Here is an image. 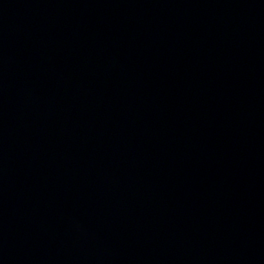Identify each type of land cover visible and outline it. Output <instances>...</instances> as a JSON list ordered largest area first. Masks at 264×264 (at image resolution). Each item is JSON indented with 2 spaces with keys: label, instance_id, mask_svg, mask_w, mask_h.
Listing matches in <instances>:
<instances>
[{
  "label": "water",
  "instance_id": "obj_1",
  "mask_svg": "<svg viewBox=\"0 0 264 264\" xmlns=\"http://www.w3.org/2000/svg\"><path fill=\"white\" fill-rule=\"evenodd\" d=\"M0 264H264V0H0Z\"/></svg>",
  "mask_w": 264,
  "mask_h": 264
}]
</instances>
